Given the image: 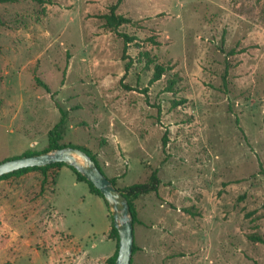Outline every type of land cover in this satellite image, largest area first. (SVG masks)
I'll list each match as a JSON object with an SVG mask.
<instances>
[{"label": "rangeland", "instance_id": "rangeland-1", "mask_svg": "<svg viewBox=\"0 0 264 264\" xmlns=\"http://www.w3.org/2000/svg\"><path fill=\"white\" fill-rule=\"evenodd\" d=\"M43 1L0 3V162L47 149L59 104L61 143L119 188L158 170L135 201L133 264H264L248 238L264 239V0H125L118 31L116 0ZM157 63L170 70L151 84ZM43 181H0V264H107L105 201L67 166Z\"/></svg>", "mask_w": 264, "mask_h": 264}, {"label": "trees", "instance_id": "trees-1", "mask_svg": "<svg viewBox=\"0 0 264 264\" xmlns=\"http://www.w3.org/2000/svg\"><path fill=\"white\" fill-rule=\"evenodd\" d=\"M16 1L17 0H0V3H8V2H16ZM34 1H37L39 3H44L45 2L43 0H34ZM124 1L125 0H116V3L114 5H112L111 8H110V13L104 15L103 18L105 19V27L106 28H108V29H110L112 31H118V29L122 25L131 23L130 19L124 17L123 15L117 14V9L119 8V6ZM119 34L123 38L124 43H125L124 59H127L128 57H127V54H126V48L135 41V38L131 37V36L127 35V34H124V33H119ZM143 54L147 57V65L154 63V60L150 58L148 53L145 52ZM130 64H131L130 62L127 63L126 70H129ZM168 70H170L169 67H166L163 64H160V63L155 64V66H154V74H153V77H152L150 83L153 84V83L159 81L162 78V76ZM178 81H179V78H177V76H176V78L170 80L169 83H168V86H167V91L174 92L175 91V85L178 83ZM37 82H38V84L40 86L44 87L45 89H47L50 92V89H49L47 84L42 82L40 79H37ZM184 102H186V101L185 100H183V101H175L174 104H175V106H179L180 104H182ZM57 107L60 109L62 117H61L60 121L49 132V136H48V138H49V146H48L47 149H45L42 152H46V151H49L51 149H56V148H63V147H66V146L80 148V149L84 150L85 152H87L88 155H90V157L96 162V164L101 169V171L105 174V172L103 171L101 165L99 164L96 156L93 153H91L88 149H86L85 147H78V146L66 145V144H62L61 143V141L63 140L64 135L66 133L67 123H68V114H67V112H65L64 110H62L60 108L59 104H57ZM42 152L28 151V152L24 153L21 156H32V155H35V154H40ZM21 156H19V157H21ZM15 158H17V157H15ZM63 166L69 167L74 172V174L76 175V178H77L78 181L86 182L89 185L90 192L92 194H94V195H97V196L101 197L105 201V203H106V205L108 207V204H107L104 196L93 185V183L89 182L84 176L79 174L76 171V169L66 165L65 163H55V164L48 165V166H45V167H33V168L21 169L19 171H16V172H13L11 174L4 175V176L0 177V181L9 179L11 177H20V176L25 175V174H27L29 172L39 171V172H41L44 175L43 184H47L48 179H49V171L51 169H56V168L59 169V168H61ZM111 180L115 184V186L121 192H123L124 195L126 196V198L128 199V202H129V205H130V208L132 210L133 217H134V233H135V225L137 223H140V220H139V217H138V212H137L136 205H135V201L137 199H139L141 196L148 195L150 193L158 192L159 187L161 185V180H160L159 175H158V170H155V171L152 172V174H151V176H150V178H149V180L147 182L133 184V185L125 187V188H119L117 186V179L116 178H112ZM54 183H55V181H54ZM108 210H109V207H108ZM188 212L190 214H193L190 211H188ZM109 213H110V211H109ZM110 218H111V229H110L108 238L113 240V241H116V250H115L114 254L107 259V264H115L117 256H118L119 234H118L117 229L114 227L113 217H112L111 214H110ZM248 238L250 240L254 241V242L264 243V239L261 236L249 235ZM138 250H139V248H138V246H137V244L135 242L133 256L136 254V252ZM4 264H12V263L7 262V263H4ZM131 264H133V259L131 261Z\"/></svg>", "mask_w": 264, "mask_h": 264}, {"label": "water", "instance_id": "water-1", "mask_svg": "<svg viewBox=\"0 0 264 264\" xmlns=\"http://www.w3.org/2000/svg\"><path fill=\"white\" fill-rule=\"evenodd\" d=\"M65 163L73 167L102 193L119 234L115 264H131L135 244L134 217L128 199L98 167L87 152L66 146L32 156H21L0 162V177L25 168Z\"/></svg>", "mask_w": 264, "mask_h": 264}, {"label": "crops", "instance_id": "crops-1", "mask_svg": "<svg viewBox=\"0 0 264 264\" xmlns=\"http://www.w3.org/2000/svg\"><path fill=\"white\" fill-rule=\"evenodd\" d=\"M54 184H55V183H54ZM135 239L137 240V234H136V236H135ZM140 246H141V245H140ZM141 248H142L143 250L139 249L137 252H139V251L143 252V251H145V249H146L145 247H142V246H141Z\"/></svg>", "mask_w": 264, "mask_h": 264}]
</instances>
